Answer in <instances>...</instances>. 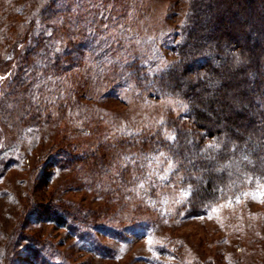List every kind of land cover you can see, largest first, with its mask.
I'll return each instance as SVG.
<instances>
[{
	"label": "rangeland",
	"instance_id": "rangeland-1",
	"mask_svg": "<svg viewBox=\"0 0 264 264\" xmlns=\"http://www.w3.org/2000/svg\"><path fill=\"white\" fill-rule=\"evenodd\" d=\"M258 3L233 18L225 11L223 24ZM189 4L0 0V264H264V179L247 174L189 215L190 185L172 151L180 128L197 129L188 104L130 75L177 59ZM45 8L60 14L42 18ZM232 35L246 42L242 30ZM41 36L52 52L73 50L56 62L67 69L31 66L17 77L19 56ZM62 150L74 164L50 165ZM48 206L67 225L39 215Z\"/></svg>",
	"mask_w": 264,
	"mask_h": 264
},
{
	"label": "trees",
	"instance_id": "trees-1",
	"mask_svg": "<svg viewBox=\"0 0 264 264\" xmlns=\"http://www.w3.org/2000/svg\"><path fill=\"white\" fill-rule=\"evenodd\" d=\"M224 1L216 5L214 0H190L181 38L174 45L177 59L153 76L142 75L136 66L130 71L138 83L149 84L145 90L177 96L188 104L185 115L197 129L180 128L172 151L181 159L190 185L186 212L192 216L205 213L230 187L241 184L245 175L264 179V32H256L264 29V0H259L247 19H234L231 26L223 24L225 11L232 17L256 0H234L231 6ZM57 14L60 12L45 8L40 16L51 19ZM237 30H242L246 42L232 35ZM49 39L41 36L28 42L19 56L17 77L22 78L31 66L41 73L60 69L56 62L73 50L63 56L52 52L47 46ZM36 59L45 67H37ZM66 69L62 65L60 70ZM75 161L62 150L49 163L67 167ZM40 209L45 220L67 225L64 212L51 206ZM41 256L36 252L34 258L37 261Z\"/></svg>",
	"mask_w": 264,
	"mask_h": 264
}]
</instances>
